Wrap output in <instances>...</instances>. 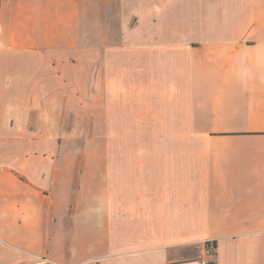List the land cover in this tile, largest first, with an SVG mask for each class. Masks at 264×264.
Listing matches in <instances>:
<instances>
[{"label":"crops","instance_id":"obj_1","mask_svg":"<svg viewBox=\"0 0 264 264\" xmlns=\"http://www.w3.org/2000/svg\"><path fill=\"white\" fill-rule=\"evenodd\" d=\"M100 1L0 0V264H264V0Z\"/></svg>","mask_w":264,"mask_h":264},{"label":"rangeland","instance_id":"obj_2","mask_svg":"<svg viewBox=\"0 0 264 264\" xmlns=\"http://www.w3.org/2000/svg\"><path fill=\"white\" fill-rule=\"evenodd\" d=\"M85 50H84V74H85V90H84V123L83 130L80 131L81 138L78 141L69 142L67 147V153L69 154H106L107 143L112 138H138L140 137L139 131H123V130H109L108 124L96 125L93 123L91 112L92 100L90 98L91 91V77H92V51L90 49L92 42V3L85 4ZM117 5L116 0H101L99 6L100 16V33L101 39L103 38L106 42L108 33L111 31L114 38L115 32V6ZM95 9V8H94Z\"/></svg>","mask_w":264,"mask_h":264}]
</instances>
